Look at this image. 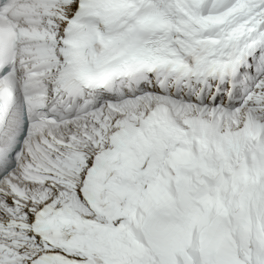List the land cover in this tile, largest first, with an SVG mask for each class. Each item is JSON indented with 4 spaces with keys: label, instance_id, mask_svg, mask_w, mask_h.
<instances>
[{
    "label": "snow or ice",
    "instance_id": "1",
    "mask_svg": "<svg viewBox=\"0 0 264 264\" xmlns=\"http://www.w3.org/2000/svg\"><path fill=\"white\" fill-rule=\"evenodd\" d=\"M0 264H264V0H0Z\"/></svg>",
    "mask_w": 264,
    "mask_h": 264
}]
</instances>
